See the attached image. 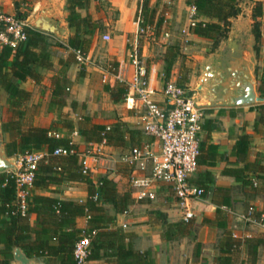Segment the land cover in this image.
<instances>
[{
  "label": "crops",
  "instance_id": "crops-1",
  "mask_svg": "<svg viewBox=\"0 0 264 264\" xmlns=\"http://www.w3.org/2000/svg\"><path fill=\"white\" fill-rule=\"evenodd\" d=\"M142 1L90 0L87 6L78 8L82 16L89 14L100 25L87 54L88 60L82 64L76 60L73 48L68 45V39L74 29L67 21V0H47L49 5H56L59 9L58 19L61 25L65 26L64 38L45 33L48 36L51 65H36L41 78H30L21 84L31 92L30 98L22 107L25 113L23 126L53 128L58 124V130L55 128V131L62 137L72 138L79 151L86 155L92 167L94 182L97 184L101 177L107 176L118 183L120 192L124 190V184L131 180L132 175L141 172L136 166L123 161V156L134 146L147 143L154 152L160 148L154 137L143 132L141 118L128 106L126 97L118 99L113 96L120 85H127V81L132 79L135 72L130 53L138 41L137 20L140 17ZM257 1H261L264 7V0ZM161 2L162 0H151V5L157 11L154 25L158 20L162 21L159 15L160 11L164 10L162 6L165 3L177 4L178 13L185 10L189 19L191 4L188 0H163V5ZM17 3H20L19 8ZM30 3L32 6L35 3L36 6L42 7L43 0H0L4 10L12 13H16L18 9L26 10L24 6ZM109 4L117 12L113 18L108 17L103 9V6ZM252 6V1L244 0V11L231 18L232 26L228 37L223 39L213 52L200 55L198 64L201 75L203 67L211 58L215 63L222 61L223 67H226L234 56H247L249 47L255 42L252 32ZM173 8L165 11L167 18L173 17ZM259 20L262 41L259 44L261 50L257 66L264 65V55L260 56L264 53V13ZM103 31H107L104 35L109 34L110 39H104ZM193 36L202 38L194 33ZM230 43L234 45L231 46ZM138 46L148 66L152 85L161 89L166 79V53L172 46L168 45L161 57L152 52L151 44L138 41ZM172 68L174 69L171 70L169 78L179 82V71L176 70L175 64ZM116 76L124 80H119ZM199 82L200 79L194 85L191 78L184 85L199 95ZM259 85L260 80L258 88ZM58 89L60 94L54 100V91ZM157 97L163 99L162 94ZM60 100L64 103L58 102ZM10 108L8 94L2 90L0 121L4 127L6 144L16 138L15 130L5 128L12 118ZM202 108L205 116L200 131L201 153L198 169L190 177V181L199 186L204 185L206 191L202 198L192 200L195 216L192 218L193 230L190 234L172 239L164 237L166 225L163 219L166 218L170 223L184 220L173 186L169 183L157 184L154 199L138 200L133 195L135 200L124 213H116L112 204H105L108 213L115 215L116 223L111 227L120 228L129 235L126 243L132 242L138 250H149L153 264H215V257L220 253L217 244L223 233V224L231 228L238 238L264 237V224L244 219L251 206L264 217V103L238 106L204 102ZM2 111L4 118L1 117ZM68 122L75 126L77 134L65 126ZM81 122L103 125L122 122L124 142L119 145H103L102 150L96 153L99 145L86 141L79 129ZM93 155L97 157V161H94ZM150 169L147 173H150ZM256 179L259 181L257 186L253 184ZM34 193L85 201L88 197V185L85 182L68 180L53 184L48 189H35ZM30 222L32 225L36 224L35 213L30 215ZM0 247H3L1 241ZM242 257L247 259V253ZM38 258L46 263L49 261L47 257ZM257 264H264V246L260 247Z\"/></svg>",
  "mask_w": 264,
  "mask_h": 264
},
{
  "label": "trees",
  "instance_id": "trees-1",
  "mask_svg": "<svg viewBox=\"0 0 264 264\" xmlns=\"http://www.w3.org/2000/svg\"><path fill=\"white\" fill-rule=\"evenodd\" d=\"M244 0H188L189 4H195L198 16L203 17L192 27V32L201 37L213 41L212 51L220 42L227 38L231 30V18L237 17L244 11ZM252 6V32L255 35V49L258 54L262 41L261 21L259 17L264 13L263 3L250 0ZM90 0H67V21L74 29L69 37L68 45L75 49L88 53L93 37L100 28L97 21L91 15L82 16L78 8L88 5ZM20 7V3H17ZM142 20L154 25L156 8L151 5V0H143L141 4ZM17 15L27 18V13L17 10ZM146 25L144 21L141 26ZM157 29L161 28L162 21L156 22ZM28 39L18 45L14 50L10 46L0 48V96L1 91L8 94L11 105L12 118L5 128L16 131V138L7 143L9 155L23 154L28 151H46L48 155L40 162L35 171L34 189L28 199V216L12 214L15 210L17 195L16 179L7 172H0V264H10L15 246H21L30 256L47 257L49 264H76L74 250L76 243L85 233L92 235L90 258L93 264H153L149 250H138L132 242L126 243L129 236L120 228H112L116 223L115 215L108 213L105 204H112L116 213H124L129 210L134 202V188L131 181L124 184V190L118 183L108 178L101 177L97 185L92 175L84 174L77 155H55L54 151L60 147H75L69 137H55L51 131L58 128L41 126H23L24 103L30 98L31 92L21 86L22 82L30 78L39 80L41 75L36 70V65L50 66L51 54L48 51L49 42L45 32L29 25L26 27ZM61 44V43H59ZM179 55L176 47H170L166 53L165 74L169 79L173 64ZM180 82V83H179ZM178 83L185 86L182 79ZM60 88V85H58ZM259 91L264 96V67L260 75ZM127 85H120L114 97L120 99L127 95ZM60 91H54V100ZM61 104L63 100L58 101ZM264 114V111H263ZM123 123L113 125L103 124H79L83 136L87 142H103L107 144H121L124 142L121 130ZM65 126L74 131L75 126L65 123ZM58 130V129H57ZM81 181L88 185V197L85 201L62 199L55 196L34 193L35 189H48L53 184L64 181ZM205 189L204 185H200ZM206 191V190H205ZM99 193L97 199L94 198ZM258 220V213L253 206L248 208ZM37 215L36 224L30 222V215ZM166 225L164 237L176 238L190 234L193 230V220L170 223L165 219ZM223 233L218 240L220 253L215 257V264H257L259 250L264 246V237L238 238L234 231L225 224L221 226ZM247 253V259L242 255Z\"/></svg>",
  "mask_w": 264,
  "mask_h": 264
},
{
  "label": "built area",
  "instance_id": "built-area-1",
  "mask_svg": "<svg viewBox=\"0 0 264 264\" xmlns=\"http://www.w3.org/2000/svg\"><path fill=\"white\" fill-rule=\"evenodd\" d=\"M200 21L195 4L190 5L189 22L195 26ZM138 31L141 28V15L137 20ZM29 24L20 18L17 13L4 10L0 4V48L10 46L14 50L18 45L28 39L26 27ZM104 39H110L109 34ZM75 58L84 64L88 60V53L73 49ZM130 59L135 67L131 80L127 81L126 102L141 118L142 130L146 135L155 138L159 151L154 152L149 143L134 146L123 156V161L140 169L139 174L131 176L136 199H154L156 186L166 182L173 186L178 199L179 207L183 213L184 221L194 218L192 200L202 198L205 189L190 181V177L198 169V159L201 153L200 131L205 116L204 109L197 105L194 94L190 88L183 86L173 79H165L161 89L152 85L150 72L146 62L139 51L138 41L130 53ZM117 77V76H116ZM119 80H124L120 76ZM126 82V81H124ZM163 95V99L157 97ZM74 134L78 131L74 130ZM50 135L62 137L57 131ZM71 139V144L73 140ZM97 143V142H92ZM107 142H98L96 153L102 150ZM55 155H77L84 174L92 175V167L78 148L60 146L54 151ZM48 155L46 151H28L18 155V167L6 172L16 179L17 195L15 210L12 214L28 216V199L33 193L35 171L40 162ZM94 156V161L97 157ZM151 162V165L149 163ZM150 173H147L148 169ZM253 184L257 186L256 179ZM99 185V182L97 183ZM97 192L94 198L99 197ZM253 208L244 215V219L254 223L264 224V217L258 220L252 214ZM127 212V211H126ZM85 233L76 243L74 258L76 264H93L90 258L92 235Z\"/></svg>",
  "mask_w": 264,
  "mask_h": 264
},
{
  "label": "water",
  "instance_id": "water-1",
  "mask_svg": "<svg viewBox=\"0 0 264 264\" xmlns=\"http://www.w3.org/2000/svg\"><path fill=\"white\" fill-rule=\"evenodd\" d=\"M59 9L43 0L39 15L29 24L49 34L64 38L65 26L58 19ZM254 35V34H253ZM255 38V35H254ZM69 40V39H68ZM231 44V43H230ZM234 44H231L233 46ZM254 45L249 47L246 57H236L223 67V62H214L211 58L202 69V75L194 94L198 106L204 102H216L227 105H251L264 103V96L258 88L257 60L258 52ZM18 156L9 155L4 137V127L0 121V172L13 170L18 167ZM10 264H48L42 259L28 255L21 246H15Z\"/></svg>",
  "mask_w": 264,
  "mask_h": 264
},
{
  "label": "rangeland",
  "instance_id": "rangeland-1",
  "mask_svg": "<svg viewBox=\"0 0 264 264\" xmlns=\"http://www.w3.org/2000/svg\"><path fill=\"white\" fill-rule=\"evenodd\" d=\"M161 4H164L163 0ZM242 4L244 5V1L242 2ZM24 7L26 8V10L23 11H25L24 13H27V19L29 21V24H31L32 21L40 13V6H36L35 3L32 6V3H30L26 4ZM170 7H174L173 9L175 10V13L173 17L167 18L165 11H170ZM163 8L164 10H161L159 15V17H162V25L160 29H157L156 25L147 24V20H145L144 18L142 20L141 17V22L144 21L146 25L141 26L142 29L138 31V41L151 44L150 47L152 49V52L157 57H161V55L164 54L163 51L164 49H167L168 45L176 47V49L179 51V55L177 57V61H175L174 64L176 70L178 69L179 71L178 78L180 80L183 79L185 83L190 81V79L192 78L194 85H196V83L201 77V68L198 62L202 55H207L210 52H213L211 50L213 46V41L206 37L197 38L193 36V26L190 25L189 19L187 17V12L184 10L183 12L178 13L177 4L165 3V5L162 6V9ZM103 9L107 13L108 17L113 18L116 16L117 12L111 7L110 4L103 6ZM141 14L142 10L140 11V15ZM171 20L172 22H170ZM104 33H107V31H103L102 36L104 35ZM132 47V44H130V48ZM263 55L264 53L260 54L261 57ZM257 67V76L259 83L260 75L262 73L264 65L258 64ZM3 113L4 111H2L1 114L2 118L5 117V114Z\"/></svg>",
  "mask_w": 264,
  "mask_h": 264
}]
</instances>
